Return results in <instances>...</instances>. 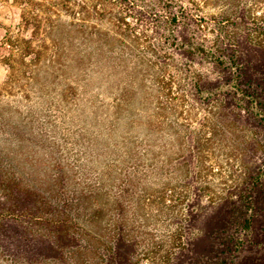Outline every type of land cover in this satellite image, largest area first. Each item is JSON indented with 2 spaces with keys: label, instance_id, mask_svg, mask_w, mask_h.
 <instances>
[{
  "label": "rangeland",
  "instance_id": "1",
  "mask_svg": "<svg viewBox=\"0 0 264 264\" xmlns=\"http://www.w3.org/2000/svg\"><path fill=\"white\" fill-rule=\"evenodd\" d=\"M102 1L31 0L51 15L54 28L45 32L20 28L19 4L0 0V166L42 174L60 166L76 187L92 189L87 206L99 210L96 231L112 242L118 224L134 243L133 264H162L176 229L183 242L198 233V216L189 220V212L218 201L239 184L245 165L260 163L264 151L250 141L261 132L237 117L240 103L222 100L226 86L208 94L192 86L193 73L217 72L201 53L180 54L178 26L139 27V46L123 57L103 38L78 35L73 22L112 27L99 15ZM168 1L185 16L186 36L205 49L253 42L264 31V0ZM135 3L160 18L166 13L151 0ZM9 34L31 38L40 62L21 65L19 57L9 69Z\"/></svg>",
  "mask_w": 264,
  "mask_h": 264
},
{
  "label": "trees",
  "instance_id": "2",
  "mask_svg": "<svg viewBox=\"0 0 264 264\" xmlns=\"http://www.w3.org/2000/svg\"><path fill=\"white\" fill-rule=\"evenodd\" d=\"M14 1L21 8L20 28L32 25L33 30L42 27L45 32L54 28L51 15L33 6L31 0ZM151 1L166 12L164 17L138 7L135 0H104L99 15L109 19L111 28L89 30L84 23L72 24L78 35L103 38L106 49H118L122 57L131 56L139 46V27L159 32L178 26L180 54L191 59L201 53L217 72L212 78L193 73L192 86L207 94L210 87L226 86L222 100L240 103L237 117L261 132L250 144L264 151V31H258L253 42L236 39L205 49L186 36L188 22L185 16L172 13L168 0ZM5 44L15 52L9 56V69H14L19 57L21 65L40 62L42 51L31 45V38L9 34ZM141 66L164 70L162 65ZM91 190L72 184L60 166L43 174L37 168L12 163L9 170L0 166V264H133L134 243L118 224L112 242L92 227L99 210L89 212ZM199 212L188 215L189 220L198 216V233L183 242L176 229L171 235L172 249L159 255L162 264H264V152L260 163L244 166L238 185L218 201L211 199Z\"/></svg>",
  "mask_w": 264,
  "mask_h": 264
}]
</instances>
